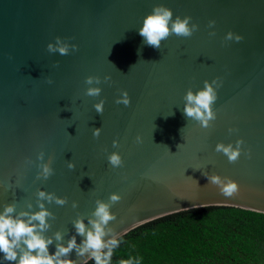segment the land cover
Returning a JSON list of instances; mask_svg holds the SVG:
<instances>
[{
    "label": "water",
    "instance_id": "95a60500",
    "mask_svg": "<svg viewBox=\"0 0 264 264\" xmlns=\"http://www.w3.org/2000/svg\"><path fill=\"white\" fill-rule=\"evenodd\" d=\"M157 5L171 8L173 19L191 16L199 30L170 35L160 49L146 45L139 28ZM228 32L243 39L227 40ZM58 36L78 50L50 53ZM90 75L110 77L94 85L103 89L99 97L84 95ZM217 77V119L205 129L183 114L184 96ZM122 90L130 106L115 102ZM102 99L99 114L94 104ZM241 138L235 163L216 152L218 143ZM40 151L45 162L52 159L47 180L37 179ZM111 152L122 155V167L109 164ZM28 158L35 163L26 165ZM211 174L237 181L239 194L223 196ZM41 190L68 199L63 206L43 201L55 217L45 235L60 231L65 244L76 235L73 221L83 216L87 223L95 201L112 193L122 197L109 225L118 237L203 206L264 213V0H0V212L11 203L17 214L39 211ZM70 258L84 264L75 250ZM0 264L14 262L0 253Z\"/></svg>",
    "mask_w": 264,
    "mask_h": 264
},
{
    "label": "clouds",
    "instance_id": "9594fccd",
    "mask_svg": "<svg viewBox=\"0 0 264 264\" xmlns=\"http://www.w3.org/2000/svg\"><path fill=\"white\" fill-rule=\"evenodd\" d=\"M173 10L164 5H157L153 8L143 20L142 27L139 28V34L143 37V42L153 48L160 49L162 41L166 40L170 35L175 34L179 37H191L199 30V24L191 23L192 17L176 16L173 19ZM216 21L209 22V27H213ZM215 35V33H210ZM227 40L241 41L243 37L233 32H228ZM78 45L68 44L61 37H56L55 44L49 43L47 50L50 53H59L60 55H68L71 51L78 50ZM110 81L109 76H105L103 81L99 76H88L85 84L88 87L84 95L88 97H99L103 89L99 86L102 82ZM53 83L51 78L47 81ZM215 85V87H214ZM223 85L220 77L211 82L205 81L204 87L198 91L188 89L184 96L183 114L186 118L197 121L202 128L209 129L212 122L217 119V112L214 110V104L218 98L217 89ZM117 104L130 106L131 97L127 90H122V94L115 101ZM105 100H100L94 104L97 113L103 114ZM102 129H94L93 136L98 138ZM238 131L237 129H229V132ZM137 143H142L141 136L136 137ZM244 140L241 138L235 142L225 144L223 142L216 145V152L223 153L230 163H235L244 151ZM119 140L113 141V147H119ZM249 158L251 150L248 151ZM37 159L40 163L37 165L39 171L37 179L47 180L54 174L52 167V159L45 162V152L40 151ZM108 162L113 168H120L124 164L122 155L119 152H111ZM35 161L31 158L26 159V165H32ZM69 169H75L74 162L68 163ZM208 181L219 188L220 193L225 197H235L240 192L239 183L231 177H222L219 174L206 175ZM39 211L29 212L21 211L16 213V204H6L3 211L0 212V253H3V260L14 262V264H79V261L71 259V254L75 250L77 257L84 259V264L94 261V264H112L115 250L121 244V236L118 238L115 230L109 227L110 222L117 219L116 214L111 211L112 206L119 202L122 197L119 193H112L109 201L97 199L96 207L91 216L85 218L80 216L73 221L76 235H73L67 244L63 243V233L57 231L54 238L45 235L50 229L49 218H55L54 214L45 207L43 201L55 203L63 206L68 203L66 197H59L55 193H49L41 190L37 193ZM76 201H73L72 207H77ZM32 207L31 204L28 206ZM77 235L82 237L80 243L77 242ZM55 244V253L49 251V246ZM117 264H141L140 259L130 256L127 259H120Z\"/></svg>",
    "mask_w": 264,
    "mask_h": 264
},
{
    "label": "trees",
    "instance_id": "16d2710c",
    "mask_svg": "<svg viewBox=\"0 0 264 264\" xmlns=\"http://www.w3.org/2000/svg\"><path fill=\"white\" fill-rule=\"evenodd\" d=\"M121 241L112 264L130 256L141 264H264V213L226 205L192 208L143 223Z\"/></svg>",
    "mask_w": 264,
    "mask_h": 264
}]
</instances>
